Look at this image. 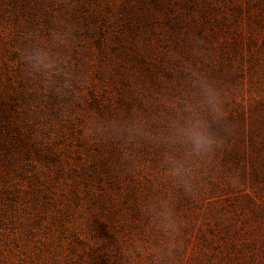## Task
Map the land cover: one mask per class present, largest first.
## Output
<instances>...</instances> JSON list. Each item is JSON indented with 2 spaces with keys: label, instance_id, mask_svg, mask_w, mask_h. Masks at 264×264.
<instances>
[{
  "label": "rangeland",
  "instance_id": "obj_1",
  "mask_svg": "<svg viewBox=\"0 0 264 264\" xmlns=\"http://www.w3.org/2000/svg\"><path fill=\"white\" fill-rule=\"evenodd\" d=\"M0 264H264V0H0Z\"/></svg>",
  "mask_w": 264,
  "mask_h": 264
},
{
  "label": "clouds",
  "instance_id": "obj_2",
  "mask_svg": "<svg viewBox=\"0 0 264 264\" xmlns=\"http://www.w3.org/2000/svg\"><path fill=\"white\" fill-rule=\"evenodd\" d=\"M34 59L37 68L40 66L44 68L52 67V64L47 61V56L43 53H37ZM206 96L211 105L213 101L212 93L208 91L206 92ZM179 131L191 144L192 151L195 154L210 151L216 143L215 138L208 131L207 127L199 120L189 123L187 127L180 129Z\"/></svg>",
  "mask_w": 264,
  "mask_h": 264
}]
</instances>
